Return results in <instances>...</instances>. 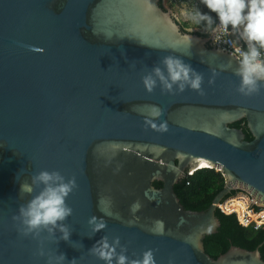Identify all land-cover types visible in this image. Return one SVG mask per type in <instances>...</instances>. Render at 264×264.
Wrapping results in <instances>:
<instances>
[{"label": "water", "instance_id": "water-1", "mask_svg": "<svg viewBox=\"0 0 264 264\" xmlns=\"http://www.w3.org/2000/svg\"><path fill=\"white\" fill-rule=\"evenodd\" d=\"M153 3L146 14L139 0H0V264L56 254L104 264L90 249L105 235L133 258L152 250L156 264H264L263 243L217 258L204 244L234 188L264 207V85L239 93L236 55ZM166 56L203 73L205 94L149 92L142 77ZM243 119L251 140L232 125ZM202 168L222 171L225 185L207 209H187L175 185ZM41 170L77 179L70 241L59 230L26 236L13 218ZM93 217L106 223L98 233Z\"/></svg>", "mask_w": 264, "mask_h": 264}, {"label": "clouds", "instance_id": "clouds-1", "mask_svg": "<svg viewBox=\"0 0 264 264\" xmlns=\"http://www.w3.org/2000/svg\"><path fill=\"white\" fill-rule=\"evenodd\" d=\"M139 2L146 14L155 10L153 0ZM200 4L210 11L203 12ZM210 13H215V18ZM180 16L189 25L188 33L202 30L214 38L230 33L237 35L243 42L242 46L235 49L238 61L235 75L239 78L237 90L246 96L261 90L264 85V0H199L196 4H185ZM193 38V35L185 36L189 43ZM195 39L199 42L198 38ZM142 79L149 92L159 86L162 91L167 92L176 89L183 92L190 88L201 95L205 94L202 87L203 73L197 72L179 57H164ZM77 187L75 176L69 179L58 170H41L33 175L31 186L22 185V192L32 193L36 189H39V192L26 204L21 205L19 214L13 217L20 221L23 234L38 237L46 231L55 236L59 230L62 233L60 239L70 241L73 230L65 221L73 215V209L68 205L67 199ZM89 222L94 225L93 231L96 233L106 227V223L97 222L95 217ZM90 251L104 264H156L152 250H146L135 258L130 257L127 247L121 244L119 237L110 240L105 235L96 241ZM39 255H45L43 250ZM76 260L72 259L71 264H75ZM64 261V254H56L48 257L47 264H63Z\"/></svg>", "mask_w": 264, "mask_h": 264}, {"label": "trees", "instance_id": "trees-1", "mask_svg": "<svg viewBox=\"0 0 264 264\" xmlns=\"http://www.w3.org/2000/svg\"><path fill=\"white\" fill-rule=\"evenodd\" d=\"M164 6L165 0H161ZM201 10L208 13L210 10L201 4ZM215 18V13H210ZM218 22V19H217ZM182 27H188L187 23H181ZM203 36H208L206 33L197 31ZM233 126L242 127L246 132L248 139L253 136L249 131L246 120L237 121L232 124ZM155 186L161 187L162 182L156 181ZM225 185V177L223 172L216 168H202L194 171V173H187L176 185L175 191L180 197L181 202L187 209L203 210L207 209L212 203L215 196L223 189ZM240 189H234L225 197L234 196ZM264 207L255 205V210H263ZM220 219L221 225L216 233L207 235L204 239L206 251L217 258L220 254L224 253L232 244L247 248L255 249L259 244L260 251L264 258V225H257L251 223L246 226L243 225L236 213H224L220 209L216 211Z\"/></svg>", "mask_w": 264, "mask_h": 264}, {"label": "built area", "instance_id": "built-area-1", "mask_svg": "<svg viewBox=\"0 0 264 264\" xmlns=\"http://www.w3.org/2000/svg\"><path fill=\"white\" fill-rule=\"evenodd\" d=\"M197 1V0H196ZM201 6V4H200ZM181 22V21H180ZM183 24H185L186 22H182ZM201 32H203L201 30ZM235 34H223L220 35L219 37H215L212 38L210 41L212 43H214L216 46H219L223 49L228 50L229 52L233 53L235 55V49L237 47H240L243 45V42L241 40H239L238 36L237 38H235ZM191 173H194V171H191ZM240 192H243L244 195H240L239 192L237 194H239L238 198H229L226 199L225 201H222L220 203H218V208L227 214L230 213H236L238 216L239 221L243 224V225H250L251 223H256L257 225H264V217L263 219L260 218L259 219H255L254 217L256 216V214H259V217L262 216V214L264 213V209L261 211H256L255 210V205L253 203V200L251 198V195L249 192H247L246 190L240 189ZM236 200V202H235ZM241 201L242 203H244L245 209L242 212V214L239 212L237 206L235 205V203ZM259 206V205H257Z\"/></svg>", "mask_w": 264, "mask_h": 264}, {"label": "rangeland", "instance_id": "rangeland-1", "mask_svg": "<svg viewBox=\"0 0 264 264\" xmlns=\"http://www.w3.org/2000/svg\"><path fill=\"white\" fill-rule=\"evenodd\" d=\"M196 3H199V0H165V4L166 6L172 10L179 18V20L182 22H184L183 20V17L180 16V13H181V9L182 7L185 5V4H188V5H191V4H196ZM199 7L201 8V6L199 5ZM189 27V26H188ZM235 38H237V36H235ZM240 195H244L243 192H239ZM239 194H236L234 196V198H238ZM239 199V198H238ZM236 202V200H235ZM264 217V213L262 214L261 217H259V214H256V216L254 217L255 219H263Z\"/></svg>", "mask_w": 264, "mask_h": 264}, {"label": "bare ground", "instance_id": "bare-ground-1", "mask_svg": "<svg viewBox=\"0 0 264 264\" xmlns=\"http://www.w3.org/2000/svg\"><path fill=\"white\" fill-rule=\"evenodd\" d=\"M210 165L207 164V163H203V166L202 167H209ZM247 191V190H246ZM248 192V191H247ZM235 205L237 206L239 212L242 214V212L244 211L245 209V206H244V203H242L241 201L235 203Z\"/></svg>", "mask_w": 264, "mask_h": 264}, {"label": "flooded vegetation", "instance_id": "flooded-vegetation-1", "mask_svg": "<svg viewBox=\"0 0 264 264\" xmlns=\"http://www.w3.org/2000/svg\"><path fill=\"white\" fill-rule=\"evenodd\" d=\"M164 7H165V8H168L166 5H164ZM168 9H169V8H168ZM184 28L187 29L188 27H185V26H184ZM237 127H238V126H237ZM188 173H189V172H188ZM234 189H237V188H234ZM234 189H233V190H234ZM233 190H232V191H233ZM230 193H231V192H230ZM226 196H227V195H226ZM226 196H225V197H226ZM234 196H235V195H234ZM234 196H229V197L226 198V199L233 198ZM225 197L222 199V201H225V200H226ZM222 201H221V202H222ZM218 209H219V208H218ZM259 211H261V210H259Z\"/></svg>", "mask_w": 264, "mask_h": 264}]
</instances>
